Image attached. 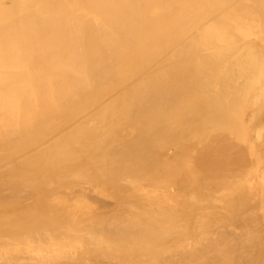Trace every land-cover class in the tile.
Listing matches in <instances>:
<instances>
[{
	"label": "bare ground",
	"instance_id": "bare-ground-1",
	"mask_svg": "<svg viewBox=\"0 0 264 264\" xmlns=\"http://www.w3.org/2000/svg\"><path fill=\"white\" fill-rule=\"evenodd\" d=\"M0 264H264V0H0Z\"/></svg>",
	"mask_w": 264,
	"mask_h": 264
}]
</instances>
